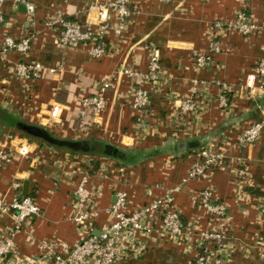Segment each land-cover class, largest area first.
<instances>
[{"label": "crops", "instance_id": "1", "mask_svg": "<svg viewBox=\"0 0 264 264\" xmlns=\"http://www.w3.org/2000/svg\"><path fill=\"white\" fill-rule=\"evenodd\" d=\"M24 1L33 4L34 10H27L18 0H0V46L7 33L33 34V49L25 58L43 67L38 77L21 79L13 70L22 58L19 53L0 60L1 114L41 126L61 139L104 142L141 154L134 163L121 164L109 156L43 144L0 122V149L17 151L0 170V195L10 202L24 196L27 185L28 196L42 210L40 217L17 232L18 253L38 257L43 240L53 243L56 250L70 248L79 240L74 192L86 177L95 194L93 233L112 220L110 207L118 190L128 193L130 210L171 193L173 207L184 223L195 224L193 240L185 235L149 241L147 260L132 258L115 264H148L155 258L189 264L206 244L197 233L218 225L199 205V194L208 186L214 189L217 202L227 206V220L222 223L228 236L221 250L224 264H264V223L256 205L264 201V127L259 141L235 149L224 167L211 171L204 180L182 183L197 149L228 147L243 129L264 118V77L254 72L264 58V29L248 36L227 33L225 41L232 49L215 54L210 67L199 69L193 60L208 51L213 21L233 18L242 0H138L121 34L114 30L113 12L101 20L95 9L89 10L95 0ZM251 14L264 24V0H252ZM61 18L90 23L97 33L108 24L103 35L107 55L93 56L84 42L61 44L54 24ZM150 46L159 48L167 77L152 87L150 112L142 127L132 106L135 83L119 71L126 66L146 70ZM108 78L114 83L104 94L105 108L100 113L84 110L80 99ZM195 81L200 85L201 107L192 120L179 124L176 112L181 98L191 92ZM223 85L233 88L227 108L220 106ZM241 168L245 175L239 174ZM15 223L14 214L0 210V232Z\"/></svg>", "mask_w": 264, "mask_h": 264}, {"label": "built area", "instance_id": "2", "mask_svg": "<svg viewBox=\"0 0 264 264\" xmlns=\"http://www.w3.org/2000/svg\"><path fill=\"white\" fill-rule=\"evenodd\" d=\"M18 1L25 3L27 10H34L33 4L24 0ZM137 2L138 0H95L90 3L89 10L95 9L101 20H106L109 12H113L117 22L114 30L117 34H121L126 29ZM251 3L252 0H242L241 7L235 11L233 18L213 21L208 51L194 56L193 60L197 68L210 67L214 64L215 54L231 51L232 46L225 41L227 33L237 32L248 36L264 29V24H259L252 17ZM2 21L3 17L0 14V23ZM54 24L57 25V38L61 44L88 43L95 57H103L109 52L103 36L108 24L104 25L98 33L93 31L90 23L77 20L61 18ZM33 42V34L17 37L7 33L0 46V60L12 52L22 56L13 68L14 73L21 79L38 77L43 67L40 62L28 61L25 58L33 49ZM149 51L146 70L126 66L119 71L135 83L132 106L138 115L137 124L142 127L150 112L151 89L167 77L163 70L159 48L150 46ZM254 72L258 77H264V58L257 62ZM113 83L112 78L99 81L94 92L80 99L83 109L100 113L105 108L104 94ZM199 88V83L195 81L191 92L182 96L176 112L177 123L186 122L188 118L192 120L197 115L201 107ZM232 89V86L223 85L219 95L222 108L229 107L228 95ZM53 111L55 112L56 108ZM263 127L264 118L243 129L236 142L228 147L222 145L197 149L192 154L191 166L182 179V183L192 179L204 180L211 171L224 167L235 149L250 146L259 141ZM24 144L26 143L23 142V146ZM15 153H17L16 149L15 151L9 148L0 149V170L13 160ZM245 173L244 168L239 170L240 175ZM14 187H18L17 182H14ZM180 188L181 185L175 189ZM74 195L76 201L74 220L80 225L81 232L79 240L70 248L63 250H56L53 243L43 240L40 242L42 251L38 257H22L18 253L15 236L31 219L41 216L40 206L32 196L14 198L9 202L0 195V210L12 213L16 218L14 226L0 232V264H115L144 255L148 250L146 244L149 241H158L163 237L180 238L185 235H189V239L193 240V235L196 234L195 224L192 222L185 224L181 213L173 207L171 193H166L130 210L128 193L125 190H118L110 207L112 220L100 230L99 234L93 233L92 222L97 213L93 209L95 194L88 186V178L84 177L78 183ZM198 198L200 207L211 222H217L218 225L217 229L197 233L199 239L204 240L206 244L200 246L204 252L196 254L193 264H224L225 256L221 254V250L225 245L223 239L226 237V232L222 223L227 220V206L224 202H217L214 189L209 186L200 192ZM256 205L261 221L264 223V201L257 202ZM212 244L217 248L214 250L210 248Z\"/></svg>", "mask_w": 264, "mask_h": 264}, {"label": "trees", "instance_id": "3", "mask_svg": "<svg viewBox=\"0 0 264 264\" xmlns=\"http://www.w3.org/2000/svg\"><path fill=\"white\" fill-rule=\"evenodd\" d=\"M0 122H4L10 126H15L17 123L20 122V120H16L15 122H13L12 119L6 118L4 115L0 113ZM21 134L31 137L30 135L26 134L23 131H21ZM86 142L88 143L89 148L87 151H84V152L97 154V155L109 156V157L117 159L118 161L121 162V164H126V165L132 164L137 160V158L141 154V153L131 152L129 150L120 148L118 146H115L109 143L97 142V141L95 142L86 141ZM227 241H228V236H226L223 239V243ZM200 251L204 252L203 249H200Z\"/></svg>", "mask_w": 264, "mask_h": 264}, {"label": "water", "instance_id": "4", "mask_svg": "<svg viewBox=\"0 0 264 264\" xmlns=\"http://www.w3.org/2000/svg\"><path fill=\"white\" fill-rule=\"evenodd\" d=\"M13 122H15V120ZM15 127L30 136L42 139L54 146L67 147L74 151H87L89 148L88 143L86 141L58 138L56 136H53L47 129L38 125L19 122L15 125ZM26 196H28L27 185L25 186V193H24V197ZM95 233L99 234L98 232Z\"/></svg>", "mask_w": 264, "mask_h": 264}, {"label": "rangeland", "instance_id": "5", "mask_svg": "<svg viewBox=\"0 0 264 264\" xmlns=\"http://www.w3.org/2000/svg\"><path fill=\"white\" fill-rule=\"evenodd\" d=\"M16 121V120H15ZM26 137H28V138H31V139H36V140H39V141H41V143H43V144H49L48 142H46V141H44V140H40L39 138H36V137H33V136H31V137H29V136H26ZM134 259H139V261H141L142 259H144V260H147L148 259V257H146V253H145V255H142V256H138V257H136V258H134ZM168 262V261H167ZM166 261H164V260H160V258H155L154 260H150V261H148V264H169V262L167 263ZM193 262H194V257H192L191 259H189V264H193ZM130 264H145L144 263V261L143 262H130Z\"/></svg>", "mask_w": 264, "mask_h": 264}]
</instances>
